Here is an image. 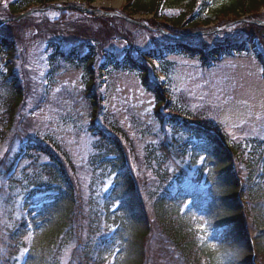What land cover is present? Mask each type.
Here are the masks:
<instances>
[{
	"label": "trees",
	"instance_id": "1",
	"mask_svg": "<svg viewBox=\"0 0 264 264\" xmlns=\"http://www.w3.org/2000/svg\"><path fill=\"white\" fill-rule=\"evenodd\" d=\"M5 1L7 18H14L34 7L53 5L58 0ZM96 1L101 0H87V3L90 5ZM125 1L122 15L128 18L151 17L145 22L150 29H160L176 37L205 31L219 23L221 18L239 13L248 14L249 21H264V17L257 18L256 15L264 7V0ZM83 32L85 34L74 31L72 35H61L71 36L68 41L76 40L81 44L91 30ZM155 33L162 35L159 30ZM226 33L221 43L209 46L206 43L191 46L186 41L188 37L180 42L162 35L166 39L165 44L140 55H134L131 48L119 60L114 53L104 51V59L99 66L97 57L93 56L94 49L80 56L75 47L67 52L58 47L59 43L47 42V50L51 53L47 63L51 69L53 62L61 61L70 66H83L90 76L83 94L88 103L89 132L96 140L88 158L89 170L102 173L98 175L101 179L107 177L112 181L101 200L95 203L94 213L86 212L84 207L91 205L88 202L84 205L81 179L68 157L59 156L57 149L28 136L25 141L29 142L22 143L13 159L6 154L0 158V165L4 164L5 171L10 174L6 184L0 186V197L6 198L2 199L3 207L8 208L4 217L11 224L9 227L4 224L0 214V264H60L66 252L69 259L64 264H142L143 243L150 234V223L165 247L171 246L165 250L169 264H264V147L251 152L263 157V160L257 158L256 167L245 161L244 169H239L235 161L237 150L222 142V134L216 128L215 131L211 129L204 113L188 110L189 113L181 114L179 109L165 108L167 96L162 91L165 86L148 71H154L151 62L164 59L171 50L191 53L198 58L203 69L235 55L252 38L258 41L264 52V28L243 22ZM95 34L92 36L96 37ZM103 35L104 41L110 40L108 35ZM210 37L213 36H207ZM12 51L11 40L1 37L0 57H6L10 62ZM260 55L256 57L259 62ZM110 61L114 70L137 74L141 87L154 101L152 114L160 128L161 140L151 149L152 152L158 150L160 157L153 165L155 169L152 167L154 172L146 174L148 165L139 169L141 178L131 173L135 172L133 157L127 161L131 171L127 166L125 148L123 150L117 137L121 130L117 126L110 129L106 119L100 117L95 108L102 86L99 78L101 89L95 94L91 91L93 68L97 67L101 74L104 64ZM4 66L6 70L2 80L7 87L8 98L0 123L4 118L6 128L23 103L21 84L12 66ZM261 69L264 75V67ZM151 76L156 81H152ZM2 100L3 95H0V103ZM166 117H169V123ZM96 118L106 126L92 127ZM211 132L215 136H211ZM202 158L198 172L190 180L185 179L186 171L180 164L174 162L180 160L187 166H193ZM21 161L32 162V167L23 168L31 169V174L23 175L19 169L16 179L14 172ZM5 171H0V175ZM203 174L206 178L201 183ZM146 178L150 181L147 182ZM136 183L142 186L139 187L142 197L151 206L148 213H152L153 221L147 215ZM18 197L20 201H17ZM16 203L18 218L14 220ZM199 219L205 221L202 231L195 227ZM29 233L34 235L31 243L29 238L28 243L26 241ZM210 239L215 240L214 249L209 247ZM150 256L154 260L151 253Z\"/></svg>",
	"mask_w": 264,
	"mask_h": 264
},
{
	"label": "rangeland",
	"instance_id": "2",
	"mask_svg": "<svg viewBox=\"0 0 264 264\" xmlns=\"http://www.w3.org/2000/svg\"><path fill=\"white\" fill-rule=\"evenodd\" d=\"M125 3V0H101L89 5L87 0H58L55 4H51L52 7L49 9H47L49 5L37 6L14 18H7L6 1L0 0V38L6 36L13 43L10 62L6 57H0V95H3L0 117L2 118L6 110L8 98L7 87L2 80L6 70L4 64L12 66L21 84L23 103L22 107H18L10 126L5 128L4 118L1 120L0 158L6 154L13 159L19 147L29 142L25 141L28 136L31 140L39 139L43 144L57 149L58 155L67 156L66 159L78 172L82 183L80 185L84 205H87V202L91 205L84 207L86 212L94 213L95 203L101 200L112 181L107 177L101 179L98 175L102 173H92L89 170L88 158L96 140L92 132H89L88 103L86 104L83 94L90 76L86 70L84 71L83 66H70L61 61L53 62L54 69H51L47 63L48 55L51 54L47 50V42L52 40V44L59 43L58 47L67 52L73 51L75 47V52L80 56L94 49L93 56L97 57L96 64L99 66L103 62L104 51L114 53L119 60L127 51H131V48L134 55H140L142 52L160 48L163 43L165 44L166 39H163L162 35L169 40L180 42L188 37L186 41L191 46H199L201 43L209 46L213 43H221L226 32L234 30L243 22H253L255 26L264 28V21L257 19L249 21L248 14L239 13L218 21L223 23L209 26L205 30L210 32L207 35L192 36L191 33L169 38L168 33L147 26L145 22L151 17L128 18L122 15L121 11ZM113 14H119L122 18ZM256 15L257 18L264 17V7L256 12ZM224 28L227 30L221 35L218 34L223 32ZM90 30L91 33L81 44L76 40L68 41L71 36L61 35L64 33L72 35L74 31L85 34L83 31L88 33ZM158 30L162 35L155 33ZM92 33H96V37H93ZM103 34L108 35L110 40L104 41ZM210 35L213 37L207 38ZM260 47L263 49L258 41L252 38L241 48L242 50L236 52L235 57H226L209 69H203L198 63V58L190 55L191 53L181 54L178 50H171L164 59L151 62L154 71L148 69L149 74H154L165 86L162 90L167 96L165 108L179 109L181 114L189 113L188 110L204 113L206 123L211 125V129L215 131L216 128L219 134H222L224 138L222 142L237 150L235 161L239 169H244L245 161L253 163L251 167H256L257 158L263 160L262 156L251 154L254 149L264 147V75L261 69L262 66L264 67V52ZM259 54H261V62L256 59ZM104 65L101 74L97 72V67L93 68L91 91L95 94L101 89L99 78L102 86L99 101L95 100V108L99 116L106 119L110 129L117 126L121 130L120 136L117 137L121 141L123 150L125 148V160L130 162V158H134L136 164L133 168L136 173L131 171L128 162L127 166L133 176L137 175L139 178V169L148 165L146 174L154 172L153 165H156L160 157L158 150L152 152L151 149L161 140L160 128L152 114L154 101L152 96L141 87L137 74L114 70L111 61ZM145 66L148 68L147 65ZM150 78L156 81L152 76ZM161 82H159L160 86ZM166 121L169 123V117H166ZM104 126L106 124L100 118H96L92 127L97 129ZM23 134L24 136H21ZM209 134L215 136L213 132ZM126 149L131 153L130 157ZM202 160L199 159L197 165L193 166H187L186 162L181 163L180 160L174 162L180 164L186 171L185 179L190 180L198 172L197 168ZM185 161L188 162L187 159ZM171 164L174 167V163ZM3 166L4 164L0 165L1 172L5 171ZM25 167H32V162H19L14 172L16 179L19 177V169L22 170L23 175L31 174V169L25 170L23 169ZM6 173L5 171L0 175L1 187L6 184L4 181ZM146 181L150 180L146 178ZM204 182L203 176L201 183ZM137 183L139 197L142 198L148 213L151 206L142 197L139 188L142 186H138ZM2 199L6 200L3 195ZM2 199L0 197V214L3 216V223L9 227L11 224L4 217L8 208L3 207ZM20 200L21 198L17 201ZM14 208L15 220L18 218L17 203ZM147 215L153 221L152 213ZM204 223V219H201L195 226L196 229L200 230ZM150 226H152L150 234L143 243L142 264H169L165 250L171 249V246L165 247L153 224L150 223ZM33 236L32 233L26 236L27 243V238L31 243ZM209 243L210 249H214L215 240L210 239ZM62 258L60 264L67 262L69 254L67 255L66 252Z\"/></svg>",
	"mask_w": 264,
	"mask_h": 264
},
{
	"label": "water",
	"instance_id": "3",
	"mask_svg": "<svg viewBox=\"0 0 264 264\" xmlns=\"http://www.w3.org/2000/svg\"><path fill=\"white\" fill-rule=\"evenodd\" d=\"M47 9H49V8H47ZM77 11V10H76ZM80 12V11H79ZM114 16H117V17H121L122 18V16H120L119 14H113ZM125 19V18H124ZM128 21H131V20H128ZM253 23V22H252ZM263 25H264V23H263ZM210 32H198V33H195V34H193V35H199V36H201V35H207V34H209Z\"/></svg>",
	"mask_w": 264,
	"mask_h": 264
}]
</instances>
